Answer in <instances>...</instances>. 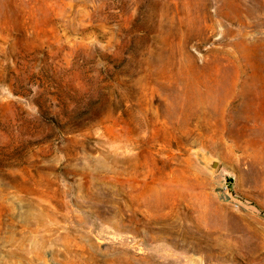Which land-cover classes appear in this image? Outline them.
I'll return each mask as SVG.
<instances>
[{"label":"rangeland","instance_id":"rangeland-1","mask_svg":"<svg viewBox=\"0 0 264 264\" xmlns=\"http://www.w3.org/2000/svg\"><path fill=\"white\" fill-rule=\"evenodd\" d=\"M193 255L264 264V0H0V264Z\"/></svg>","mask_w":264,"mask_h":264},{"label":"water","instance_id":"water-1","mask_svg":"<svg viewBox=\"0 0 264 264\" xmlns=\"http://www.w3.org/2000/svg\"><path fill=\"white\" fill-rule=\"evenodd\" d=\"M197 159L199 164L209 171L215 170L218 166V161L214 158H211L207 154L200 153L198 154ZM230 181H232V178L230 179ZM189 264H201V259L198 256L193 255L189 260Z\"/></svg>","mask_w":264,"mask_h":264}]
</instances>
